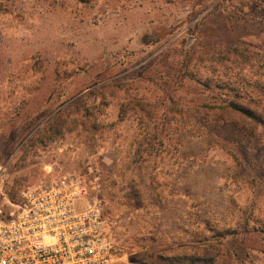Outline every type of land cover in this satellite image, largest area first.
Wrapping results in <instances>:
<instances>
[{"label":"rangeland","instance_id":"rangeland-1","mask_svg":"<svg viewBox=\"0 0 264 264\" xmlns=\"http://www.w3.org/2000/svg\"><path fill=\"white\" fill-rule=\"evenodd\" d=\"M231 101L264 121V0H0V204L97 174L112 264H264V124Z\"/></svg>","mask_w":264,"mask_h":264},{"label":"built area","instance_id":"built-area-1","mask_svg":"<svg viewBox=\"0 0 264 264\" xmlns=\"http://www.w3.org/2000/svg\"><path fill=\"white\" fill-rule=\"evenodd\" d=\"M101 181L64 174L0 204V264H112Z\"/></svg>","mask_w":264,"mask_h":264},{"label":"trees","instance_id":"trees-1","mask_svg":"<svg viewBox=\"0 0 264 264\" xmlns=\"http://www.w3.org/2000/svg\"><path fill=\"white\" fill-rule=\"evenodd\" d=\"M227 107H230L231 109L243 114L244 116H246V117H248V118H250V119H252V120H254V121L258 122V123L264 124V121L261 119V117L258 116V114L254 110L248 108L247 106H244V105H241V104H237L236 102L231 101L227 105ZM179 259L180 258H177V257L176 258L175 257L170 258L171 261H176V260H179ZM198 259H200V258H197L196 261H199Z\"/></svg>","mask_w":264,"mask_h":264}]
</instances>
